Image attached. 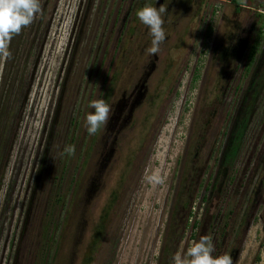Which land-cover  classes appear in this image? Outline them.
Segmentation results:
<instances>
[{
	"label": "rangeland",
	"instance_id": "obj_1",
	"mask_svg": "<svg viewBox=\"0 0 264 264\" xmlns=\"http://www.w3.org/2000/svg\"><path fill=\"white\" fill-rule=\"evenodd\" d=\"M39 2L8 42L10 55H0V264H84L88 254L90 264H174L195 241L189 211L204 221L198 239L213 232L210 202L214 212L222 202L219 227L233 203L220 238L222 249L235 243L232 264H264V183L255 184L264 0ZM164 2L166 39L149 55L135 13ZM99 99L111 111L90 135L85 116ZM240 136L230 196L222 201L217 186L202 202L204 185L229 174L225 159ZM169 230L178 232L166 256Z\"/></svg>",
	"mask_w": 264,
	"mask_h": 264
},
{
	"label": "clouds",
	"instance_id": "obj_2",
	"mask_svg": "<svg viewBox=\"0 0 264 264\" xmlns=\"http://www.w3.org/2000/svg\"><path fill=\"white\" fill-rule=\"evenodd\" d=\"M170 0H168V3ZM167 4H160L157 8L150 4L136 10V17L147 27L151 36V47L147 49L149 55L159 52V45L165 41L164 17L168 13ZM40 12L39 0H0V55L7 57L8 42L13 35L19 34L22 28L29 26ZM89 107L92 109L85 116V126L88 134L94 135L109 119L110 106L103 100H93ZM67 155L74 154L73 146L64 149ZM150 181L162 183L159 177H149ZM214 246L210 235H201L194 241L186 252L172 257L174 264H232L229 254L213 255Z\"/></svg>",
	"mask_w": 264,
	"mask_h": 264
},
{
	"label": "trees",
	"instance_id": "obj_3",
	"mask_svg": "<svg viewBox=\"0 0 264 264\" xmlns=\"http://www.w3.org/2000/svg\"><path fill=\"white\" fill-rule=\"evenodd\" d=\"M250 51L251 52H249V55L247 57V60L249 62H251V60H253L254 54L256 53V50L254 48L250 49ZM246 70H248V68ZM245 142H247V140L244 141L241 138V136H240V138L238 140H236L234 142V144L231 147V151L228 152L227 158L225 159L226 160V164L225 165H227L225 169H226V172L229 173V174H225L223 172V174L220 177H218V178H217V174H216L214 176V178H213L214 182L211 183V184H206L203 187L204 188V193L202 194V196L200 198V200L202 202H205V203L209 202L208 201L209 200L208 194H209V192L211 193L212 191H215L217 186H218V189H219V187H221L220 188L221 189V191H220L221 197L220 198H222L221 199L222 201L225 200V198H227L228 196H230L229 195V192H230L229 189L231 188V183H232V181H234V178H235L234 175L236 174V170H235L236 165L238 166V163H239L240 159L243 158V154H244V151H245L244 147H246L244 145ZM258 154L260 156L261 153H258ZM263 156H264V154H263ZM228 167H230V168H228ZM230 170L233 172L232 174H231ZM256 175L258 176V178H257L255 184L258 187H261L263 185V183H264L263 182V180H264V162L263 161L259 164V169H258V172H256ZM259 190H260V188H259ZM206 192L208 193L207 195L205 194ZM217 198H219V197L217 196ZM227 203H228L227 214L225 215V218H224V221L222 222V226L221 227H219V223L220 222H218L217 219L221 215L220 207L222 205V202L220 203V207L218 208V210L215 211V212L213 211V208L211 207V205H209V204H211V202L207 203V205L205 207V210H204V213L207 214L208 211L210 213V218L211 219H210L209 227L211 228V230H213V232L211 233L212 235L210 234V236L212 237V243L216 244V247L214 248L213 253H215V255H221V254H225L226 253V254H229L231 256V258H232L233 253H234L233 250H235L233 248V246L235 245V243L232 242L233 239H230L229 241H227V243H226V245L224 246L223 249L221 247V239H222L221 237L224 236L225 231H228L227 228H229L227 220H229L230 216L234 212V209L232 207L233 203H229V202H227ZM110 207L111 206L109 205L108 207H106L104 209L103 214L100 216L99 221H98V223L96 224V226L94 228V234H93L94 238L92 240V245L93 246L96 245V241L98 240V238L100 237V235L102 234V232L104 230L105 220L107 219L106 210L108 209V211H109ZM195 214L196 213H193L192 211H189V213H188L189 221H188L187 225H190V227L192 228L191 235H192L193 239L195 241H197L198 240V238H197L198 232L203 230V229L204 230H206V229H205L204 221L202 223V218L201 217L198 218ZM241 221L239 222L240 225H241V223L243 224L242 218H241ZM197 229H200V230H197ZM169 231H170V234L166 236L167 244L164 245L165 246L164 252H165L166 256L167 255L169 256V254H171V251L175 248L174 241L177 238L176 232H178V230H169ZM90 249H93V248H90ZM90 257H91L90 254L86 255V258L84 260V264H90V261H91Z\"/></svg>",
	"mask_w": 264,
	"mask_h": 264
},
{
	"label": "flooded vegetation",
	"instance_id": "obj_4",
	"mask_svg": "<svg viewBox=\"0 0 264 264\" xmlns=\"http://www.w3.org/2000/svg\"><path fill=\"white\" fill-rule=\"evenodd\" d=\"M161 1H163V0H157V4L159 3V2H161ZM156 4V5H157ZM263 69H264V67H263ZM246 72H248V70H245ZM137 86V85H136ZM135 91V90H134ZM134 91L132 90V92H130L128 95V97H125V99L126 100H129L131 97H132V95L134 94ZM123 96H124V94H123ZM122 99H124V98H122ZM193 169V168H192ZM205 186V185H204Z\"/></svg>",
	"mask_w": 264,
	"mask_h": 264
}]
</instances>
